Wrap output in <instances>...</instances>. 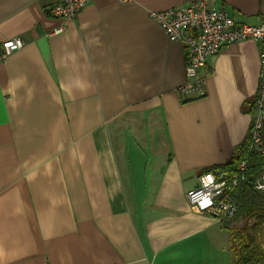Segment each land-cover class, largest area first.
I'll return each instance as SVG.
<instances>
[{
  "label": "crops",
  "instance_id": "obj_1",
  "mask_svg": "<svg viewBox=\"0 0 264 264\" xmlns=\"http://www.w3.org/2000/svg\"><path fill=\"white\" fill-rule=\"evenodd\" d=\"M56 1L0 0V42L23 41L0 65V264H234L186 193L248 139L262 44L209 56L184 102L185 49L151 13L264 25V0H91L60 32Z\"/></svg>",
  "mask_w": 264,
  "mask_h": 264
},
{
  "label": "built area",
  "instance_id": "obj_2",
  "mask_svg": "<svg viewBox=\"0 0 264 264\" xmlns=\"http://www.w3.org/2000/svg\"><path fill=\"white\" fill-rule=\"evenodd\" d=\"M91 0H57L48 7L52 17L61 25L57 32ZM151 17L158 23L171 41L182 43L185 49V81L176 87L181 101L188 102L205 96V80L201 69L209 56L216 54L229 43L251 40L261 43L259 75L253 97V111L249 129L250 139L234 172L222 169L209 170L200 174L197 184L186 193V199L198 212L207 213L219 221L232 218L238 209L235 191L243 183H252L250 164L252 155L264 154V25H253L236 21L222 8L208 6L205 2H193L154 11ZM23 46L19 37L0 42V65L7 56ZM255 188L264 189L262 177L253 183Z\"/></svg>",
  "mask_w": 264,
  "mask_h": 264
},
{
  "label": "trees",
  "instance_id": "obj_3",
  "mask_svg": "<svg viewBox=\"0 0 264 264\" xmlns=\"http://www.w3.org/2000/svg\"><path fill=\"white\" fill-rule=\"evenodd\" d=\"M250 106V112L253 111V98L249 101ZM247 141L248 139L239 147H237L232 159L226 163L225 165L221 166H215L208 169H205V171L208 170H215V169H223L229 172L235 171L236 164L238 162V159L243 155L245 152V149L247 147ZM252 163L249 167V172L252 173L253 170L256 171V174L261 171V168L264 164V154L256 153L252 156ZM235 198L237 200L239 213L246 216V218H259L264 215V195L261 191H257L253 188L250 184H243L237 190L235 191ZM238 212V209H237ZM260 220L255 221V224L259 222ZM256 227V225H255ZM254 227V228H255ZM229 232L230 242H231V235L228 227H226ZM232 244V243H231ZM248 243H240V246H242V252L237 256L235 254V249H233L234 253V264H249L250 262H256L261 260L260 258H264V254L261 251L254 252L251 250H248L246 247ZM244 248V249H243ZM241 251V250H240Z\"/></svg>",
  "mask_w": 264,
  "mask_h": 264
},
{
  "label": "rangeland",
  "instance_id": "obj_4",
  "mask_svg": "<svg viewBox=\"0 0 264 264\" xmlns=\"http://www.w3.org/2000/svg\"><path fill=\"white\" fill-rule=\"evenodd\" d=\"M249 139H250V134L248 135V140ZM247 144H248V141H247ZM263 169H264V164L261 168V171L259 170L257 174H256V171L253 170V172L250 174V179L252 183H243V184H250L251 186H253L254 189H256L257 191H261L264 195V189L255 188V186L253 185L254 182H256L258 179L262 177ZM257 220H260V221L257 222V224H255V221ZM225 223L227 224V227L230 231L231 243H232L231 246L235 249V254L237 256L240 254V252H242V246H240L241 242H243L244 244L248 243L246 245L248 250H251L254 252L261 251L264 254V215L257 219L248 218V217L246 218L245 215L239 213V208H238V212H236V214L232 218L226 220ZM260 259L261 260L256 261L254 263L250 262L249 264H264V258L261 257Z\"/></svg>",
  "mask_w": 264,
  "mask_h": 264
}]
</instances>
